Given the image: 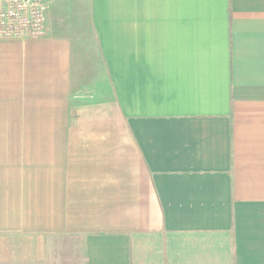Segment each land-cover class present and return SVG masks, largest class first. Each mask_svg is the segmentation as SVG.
Listing matches in <instances>:
<instances>
[{
    "label": "crops",
    "instance_id": "obj_1",
    "mask_svg": "<svg viewBox=\"0 0 264 264\" xmlns=\"http://www.w3.org/2000/svg\"><path fill=\"white\" fill-rule=\"evenodd\" d=\"M60 2L0 39V264H264V0Z\"/></svg>",
    "mask_w": 264,
    "mask_h": 264
},
{
    "label": "rangeland",
    "instance_id": "obj_2",
    "mask_svg": "<svg viewBox=\"0 0 264 264\" xmlns=\"http://www.w3.org/2000/svg\"><path fill=\"white\" fill-rule=\"evenodd\" d=\"M45 6H47L45 8V21H46V9H47V12L50 11L51 15L53 14V16L54 15L57 16L59 18V21L61 22L67 21V23L70 25L69 29H71V31L75 32L77 30L88 29V27L86 26L87 24L86 20H84L83 18H79L78 20L75 18H70V20L67 19L69 17L67 15L71 14L72 11L68 7L62 8L63 5L60 2V0H51V2L50 1L47 2ZM81 36L74 35L75 38H82V39L89 37L86 34ZM78 44L79 46L77 49V43H74L75 50H74V59H73V72H74V76H76V82L80 84L81 87L83 86V88H86V85L91 83L94 87V88L91 87L90 90L91 92L86 90L78 93L79 94L78 97L79 98H81L82 96L88 97L90 96V94L92 96V99L94 98L101 99L106 97L107 91L105 90L109 89V85L103 74L104 63H101V60L97 55L98 51L96 50V45L93 42H89L87 40H83V42L80 41Z\"/></svg>",
    "mask_w": 264,
    "mask_h": 264
},
{
    "label": "built area",
    "instance_id": "obj_3",
    "mask_svg": "<svg viewBox=\"0 0 264 264\" xmlns=\"http://www.w3.org/2000/svg\"><path fill=\"white\" fill-rule=\"evenodd\" d=\"M45 8L40 0H0V39L46 37Z\"/></svg>",
    "mask_w": 264,
    "mask_h": 264
}]
</instances>
